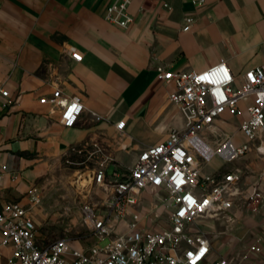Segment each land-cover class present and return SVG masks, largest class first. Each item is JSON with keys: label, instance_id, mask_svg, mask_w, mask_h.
<instances>
[{"label": "crops", "instance_id": "obj_1", "mask_svg": "<svg viewBox=\"0 0 264 264\" xmlns=\"http://www.w3.org/2000/svg\"><path fill=\"white\" fill-rule=\"evenodd\" d=\"M116 1L0 0V207L8 201L28 205V188L38 185L44 194L59 173L74 177L73 184L83 190L77 165L67 160L85 159L94 140L109 142L116 160L131 165L146 146L174 129L184 130V116L168 98L175 85L158 75L159 64L165 70L201 71L226 61L241 75L263 61L264 0H132L127 26L106 17ZM187 17L194 18L190 30L183 29ZM75 50L82 53L81 61L71 56ZM57 87L85 106L72 127L63 126L59 112L40 102ZM252 103L249 96L239 103L241 115L217 118L202 133L209 145L229 136L237 145L246 142L240 123ZM92 111L108 120H96ZM122 121L120 136L116 125ZM260 141L264 144V132L254 143ZM84 145L86 153L74 149ZM94 163L82 168L84 176ZM237 168L243 189L256 186L264 192V154L255 148L232 161L214 157L204 171ZM244 205L238 198L229 210L233 223L201 219L218 250L219 241L264 234V201L254 211ZM35 208L36 243L45 246L51 240L40 230L42 216Z\"/></svg>", "mask_w": 264, "mask_h": 264}, {"label": "built area", "instance_id": "obj_2", "mask_svg": "<svg viewBox=\"0 0 264 264\" xmlns=\"http://www.w3.org/2000/svg\"><path fill=\"white\" fill-rule=\"evenodd\" d=\"M131 1L112 3L106 17L127 26L132 20L128 12ZM192 1L201 4L203 0ZM193 23L194 18L187 17L183 29L190 30ZM71 56L76 61L83 58L78 50ZM157 70L175 85L168 98L182 112L185 129H174L163 141L146 146L131 165L118 162L111 144L103 140L92 141L93 149L88 152L86 145L74 148L80 154L87 152L85 159L67 163L77 165L80 189L88 193L80 208L93 242L80 244L66 233L39 246L32 208L41 204L43 189L32 185L27 190L28 205L8 201L0 207V264H245L244 259L263 255V233L246 237L242 257L235 250L221 254L201 219L233 223L236 218L229 210L236 199L244 200L246 209L253 211L264 201V192L258 187L242 188L240 169L204 171L216 156L232 161L253 148L264 154L262 141L254 143L264 132V56L241 75L226 61L201 71L165 70L161 64ZM2 94L8 95V90L3 89ZM249 96L253 103L240 123L247 141L237 145L229 136L217 147L209 145L202 133L225 114L241 115L239 103ZM40 102L59 112L65 127L76 125L85 110L80 98L65 94L60 87ZM91 114L96 120L107 119L94 111ZM124 125L123 121L116 125L120 136ZM93 160L91 173L84 176L82 168ZM244 237H238L236 243Z\"/></svg>", "mask_w": 264, "mask_h": 264}, {"label": "rangeland", "instance_id": "obj_3", "mask_svg": "<svg viewBox=\"0 0 264 264\" xmlns=\"http://www.w3.org/2000/svg\"><path fill=\"white\" fill-rule=\"evenodd\" d=\"M52 181V185L54 186H52L51 189L53 190L49 189V187L44 188L43 200L41 204L34 209V214L36 216H42L40 218V230H42L47 237H50L51 241L67 233L72 237H76L78 240L77 242L80 244L92 243V233L83 223L80 208L87 197V190H79L76 182V185L73 184L74 177L67 178L60 175V173ZM83 183H86V180H84ZM38 208H43V210L39 211ZM246 237L247 236L239 243H236V241L226 243L224 241H219L218 246L220 253L226 254L235 250L238 252V255L242 257L244 252L243 249L247 243V241H245ZM107 242L108 239L104 240L102 244H106ZM235 245L239 247L234 248ZM218 255L219 254H217V256ZM244 263L264 264V253L259 257L244 259Z\"/></svg>", "mask_w": 264, "mask_h": 264}]
</instances>
